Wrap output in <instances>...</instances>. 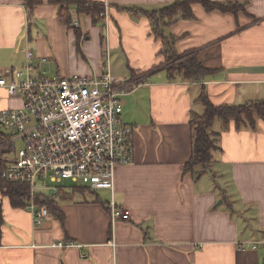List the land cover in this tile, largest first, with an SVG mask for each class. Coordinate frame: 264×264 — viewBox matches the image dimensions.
<instances>
[{
    "label": "crops",
    "instance_id": "obj_1",
    "mask_svg": "<svg viewBox=\"0 0 264 264\" xmlns=\"http://www.w3.org/2000/svg\"><path fill=\"white\" fill-rule=\"evenodd\" d=\"M38 1L31 10L24 0H0V78L22 68L31 49L48 76L109 71L121 81L135 152L116 169L113 196L131 217H112L109 190L67 189L38 226L4 196L0 264H264V120L254 128L216 120L211 166L183 172L203 89L215 105L264 99V0H212L245 4L237 14L194 4V19L164 27L180 55L194 53L212 71L200 81L170 78L163 39L137 11L179 0H89L105 3V16L95 24L74 8L79 28L60 20L58 5ZM21 105L0 86V110Z\"/></svg>",
    "mask_w": 264,
    "mask_h": 264
},
{
    "label": "built area",
    "instance_id": "obj_2",
    "mask_svg": "<svg viewBox=\"0 0 264 264\" xmlns=\"http://www.w3.org/2000/svg\"><path fill=\"white\" fill-rule=\"evenodd\" d=\"M74 25L80 26L76 20ZM35 60L28 49L25 65L7 69L0 78L8 95L22 101L20 107L0 110V127L7 132V152L0 155L2 179L29 185L25 206L38 226L50 210L36 198L56 200L63 188L74 185L111 191L112 217L129 220L130 211L113 196L116 169L132 163L135 152L134 130L122 120L121 81L109 71L52 77L41 73ZM17 140L23 142L18 151ZM66 180L74 185L65 186Z\"/></svg>",
    "mask_w": 264,
    "mask_h": 264
},
{
    "label": "trees",
    "instance_id": "obj_3",
    "mask_svg": "<svg viewBox=\"0 0 264 264\" xmlns=\"http://www.w3.org/2000/svg\"><path fill=\"white\" fill-rule=\"evenodd\" d=\"M27 6L32 10L39 4L38 0H24ZM51 4L59 6L60 20L68 27H73L74 20L72 9H76L78 13H85L91 15L95 24H98L103 16H105L106 5L99 1L89 0H50ZM194 4H201L207 11L219 10L222 12H229L237 14L245 10V4L233 2H215L212 0H179L175 3L161 8L159 11H145L137 10L135 8H127L130 11L137 10L143 12L152 21L154 33L163 39L164 47L163 54L166 62L165 68L171 79L181 76L189 80L200 81L208 76L212 71L205 68L198 60L194 53H186L180 55L175 47V39L167 37L164 33V27H169L174 24L179 18L194 19L192 6ZM80 38L81 33L76 31ZM205 110L202 115L193 114L190 120L192 126V155L185 163L183 172H194L197 166H202L203 170L209 168L214 160V152L219 146L220 133L213 129L216 120H220L224 126H227L231 119L236 121L238 127L249 126L254 128L258 118L264 120V99L252 101L246 104L232 105L223 104L215 105L210 100L208 93L203 89L200 96ZM3 136V137H2ZM3 139L5 136L0 134ZM3 165H0V225L3 223L2 204L1 199L7 196L10 202L15 207H26L25 200L30 197V187L23 183H9L2 179L1 174ZM86 190L85 187L71 186L63 188L61 193L66 190ZM40 205H45L50 210L55 206V199L36 198Z\"/></svg>",
    "mask_w": 264,
    "mask_h": 264
},
{
    "label": "rangeland",
    "instance_id": "obj_4",
    "mask_svg": "<svg viewBox=\"0 0 264 264\" xmlns=\"http://www.w3.org/2000/svg\"><path fill=\"white\" fill-rule=\"evenodd\" d=\"M202 108H203V106H202ZM204 112V111H203ZM214 130H215V128H213ZM6 134L7 135V132H5L1 127H0V134ZM3 137V136H2ZM2 137H0V155L2 154V153H6L7 152V146L5 145V139H3ZM15 145H16V150L18 151L19 149H21V148H23V142L22 141H20V140H17L16 141V143H15ZM10 155V157H12V156H14V154L13 155H11V154H9ZM1 165H3V164H1ZM4 166V165H3ZM64 184H65V186H68V185H74V184H72L71 183V181H69V180H66L65 182H64ZM74 186H76V185H74ZM78 187H81V186H78ZM102 195L105 193V191H101L100 192Z\"/></svg>",
    "mask_w": 264,
    "mask_h": 264
}]
</instances>
